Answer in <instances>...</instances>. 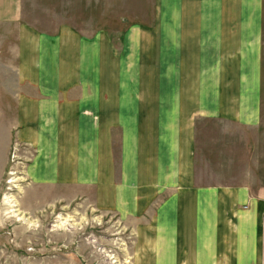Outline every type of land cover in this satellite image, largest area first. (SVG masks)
Returning a JSON list of instances; mask_svg holds the SVG:
<instances>
[{"label":"crops","instance_id":"1","mask_svg":"<svg viewBox=\"0 0 264 264\" xmlns=\"http://www.w3.org/2000/svg\"><path fill=\"white\" fill-rule=\"evenodd\" d=\"M18 2L0 0L8 14ZM174 2L162 0L159 37L132 29L120 44L103 32L21 28L15 139L35 151L23 156L27 177L89 190L99 211L133 220L131 264H264V185L195 179L199 117L261 120L248 2Z\"/></svg>","mask_w":264,"mask_h":264},{"label":"rangeland","instance_id":"2","mask_svg":"<svg viewBox=\"0 0 264 264\" xmlns=\"http://www.w3.org/2000/svg\"><path fill=\"white\" fill-rule=\"evenodd\" d=\"M247 2L246 44L250 56H257L260 42L263 61L261 120L244 124L224 117L197 119L195 179L206 184L264 185V0ZM161 4L162 0H19L17 13L8 14L0 3V264H131L138 242L133 220L99 211L89 190L35 185L27 177L30 159L23 156L31 158L35 151L19 148L15 139L17 44L21 28L45 37L63 28L87 36L103 32L118 44L132 29L159 37ZM169 4L175 5L174 0ZM212 7L218 11L217 2ZM234 31H240L238 24ZM88 194L89 198H74Z\"/></svg>","mask_w":264,"mask_h":264},{"label":"bare ground","instance_id":"3","mask_svg":"<svg viewBox=\"0 0 264 264\" xmlns=\"http://www.w3.org/2000/svg\"><path fill=\"white\" fill-rule=\"evenodd\" d=\"M62 219H64V218H62ZM64 222H65V220H64V221H62V222L60 223V225H61V224H63Z\"/></svg>","mask_w":264,"mask_h":264}]
</instances>
